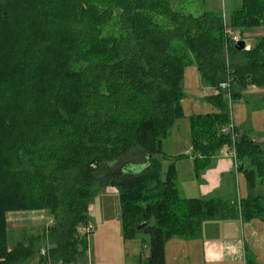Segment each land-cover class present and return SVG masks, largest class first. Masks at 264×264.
Returning a JSON list of instances; mask_svg holds the SVG:
<instances>
[{
    "label": "trees",
    "instance_id": "obj_1",
    "mask_svg": "<svg viewBox=\"0 0 264 264\" xmlns=\"http://www.w3.org/2000/svg\"><path fill=\"white\" fill-rule=\"evenodd\" d=\"M175 4L182 0H0V264H21L41 248L32 235L10 246L5 213L40 208L53 222L39 264H76L96 183L117 186L125 239L147 222L148 254L137 264H165L166 240L197 236L207 220H264V194L255 192L264 141L236 127L232 140L220 86L231 78V100L264 87V35L238 50L225 31L264 26V0H241L227 19ZM190 65L217 91L206 100L218 109L189 116L192 153L200 154L193 161L203 169L233 149L248 184L239 201L180 197V157L162 150L183 116Z\"/></svg>",
    "mask_w": 264,
    "mask_h": 264
},
{
    "label": "crops",
    "instance_id": "obj_2",
    "mask_svg": "<svg viewBox=\"0 0 264 264\" xmlns=\"http://www.w3.org/2000/svg\"><path fill=\"white\" fill-rule=\"evenodd\" d=\"M197 73L195 89H188V94L184 95L181 100L182 118L185 122L188 120V130L189 116L218 111L213 104L206 100L207 96L214 95L217 91L205 85L199 78L198 70ZM258 89L261 88L255 85L246 87L240 97L231 100L228 114L234 127L247 131L253 140L264 141V114L261 119L263 122L260 125L248 123L249 113H247L246 106L251 100V94L253 95L251 91ZM255 96L254 94L252 98ZM256 99L264 101V96L257 95ZM179 120L180 118L175 121L168 133H178L181 124ZM184 139L188 141L187 145L189 146L184 150H180L179 144L174 147L166 146L165 138L162 140V150L171 160L174 157H180L174 160L175 182L180 197L189 199L212 197L239 201L247 196L246 176L242 170L236 168L231 150L222 149L214 157H211L205 168L198 170L193 161L196 154L192 153L190 138L185 135L181 136L180 142H183ZM166 166H163L164 170ZM48 225L46 224V226ZM27 231L32 232L31 229ZM164 256L165 264H247L250 259H253L257 264H264V220L253 218L246 221L240 215L232 219L207 220L202 224L201 231L197 236L186 238L174 236L166 240ZM86 262L84 259L85 264Z\"/></svg>",
    "mask_w": 264,
    "mask_h": 264
},
{
    "label": "rangeland",
    "instance_id": "obj_3",
    "mask_svg": "<svg viewBox=\"0 0 264 264\" xmlns=\"http://www.w3.org/2000/svg\"><path fill=\"white\" fill-rule=\"evenodd\" d=\"M240 1L241 0H182V4L180 6L175 4V7L185 12H195V10L198 9L211 10L223 14L224 18L227 19L231 12L239 6ZM108 31H112V29L108 27L105 29L104 33H108ZM234 33L239 34V37L245 42V48L249 49V47L257 41L259 36L264 35V26L247 30L244 29L242 32L235 30ZM197 74V70L194 66L185 68V95L188 94V89H195ZM258 88L261 89L251 91V93L256 96L252 98L253 95L251 94V100L248 102V105L246 104L248 109L247 113H249L248 123H254L256 125H260L263 122L261 119L264 114V101L256 99L257 95L264 96V87ZM187 121L185 122L184 118L181 117L179 120L181 124L178 133L171 132V134L167 133L162 137V140L165 138L166 146L171 145L174 147L179 144L180 150L189 147L186 139L180 142L181 136L184 137L185 135L190 138V131L187 129ZM154 156L156 155L154 154L152 157ZM163 163V166H166L168 162L165 163V161H163ZM130 170H132V168ZM92 190L93 194L89 199L88 205L87 223H90L93 227L87 236V249L84 254L77 259L76 264H80V262L81 264H85L84 259L87 261L86 264H137L139 258L142 257L143 260L146 259L148 254L147 244L149 241V235L146 232L137 230L133 238H124L117 186L112 183L104 185L96 183L92 187ZM255 191L257 194H264V174L263 182L256 185ZM16 204H18V202H16ZM5 214L3 222L10 229L8 238L9 245L12 241L32 235V238H38L37 240L41 247L40 251H37L32 257L21 264H39V260L42 258L41 255H43L42 251H44L46 247L42 245L43 242L40 244V240L46 224H52L53 222L50 216L41 208L40 210H13ZM30 229L34 233L27 231H30ZM79 232L82 235L83 232L80 228ZM47 246H49V243H47Z\"/></svg>",
    "mask_w": 264,
    "mask_h": 264
},
{
    "label": "built area",
    "instance_id": "obj_4",
    "mask_svg": "<svg viewBox=\"0 0 264 264\" xmlns=\"http://www.w3.org/2000/svg\"><path fill=\"white\" fill-rule=\"evenodd\" d=\"M225 31H226L227 34L231 35L230 37L232 38V40H233L235 43H236L238 40L241 39V38L239 37V34H238V33H233V32L230 31L229 29H225ZM230 79H231V78L228 77V78L225 80V82H222V83L220 84L221 88L227 91V92H226V98H227V101H228V103H227V104H228V110L230 109V105H231V98H230V94H229ZM225 129H226L227 131H230V132H231V137H232V140H233V139H234V136H235V132H234L235 130H234V125H233L231 119H229V124H228V126H227ZM232 155H233V157L235 156L233 149H232ZM195 156H196V157H200V154H199V153H196ZM92 227H93V226H92L90 223H87V224H85L84 226L80 227V230H81L83 233L87 234V236H88V233L92 230ZM42 253H44V251H42Z\"/></svg>",
    "mask_w": 264,
    "mask_h": 264
},
{
    "label": "water",
    "instance_id": "obj_5",
    "mask_svg": "<svg viewBox=\"0 0 264 264\" xmlns=\"http://www.w3.org/2000/svg\"><path fill=\"white\" fill-rule=\"evenodd\" d=\"M235 46L238 50H241L243 48H245V42L243 39H240L238 40L236 43H235ZM147 222H143V223H140L138 226H137V229L136 230H142L145 226H146Z\"/></svg>",
    "mask_w": 264,
    "mask_h": 264
}]
</instances>
